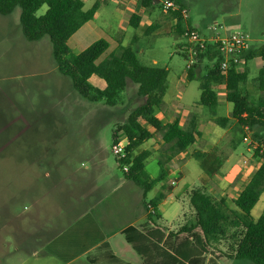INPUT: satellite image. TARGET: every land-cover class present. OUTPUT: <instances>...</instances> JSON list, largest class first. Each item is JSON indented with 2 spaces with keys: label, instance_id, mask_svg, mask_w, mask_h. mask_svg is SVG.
Segmentation results:
<instances>
[{
  "label": "rangeland",
  "instance_id": "374dc122",
  "mask_svg": "<svg viewBox=\"0 0 264 264\" xmlns=\"http://www.w3.org/2000/svg\"><path fill=\"white\" fill-rule=\"evenodd\" d=\"M83 1L84 9L88 10L97 0ZM153 2L154 7L159 5L158 1ZM106 6L114 10L118 3L109 0L102 5L103 8ZM46 9L47 7L43 6L38 14H43ZM210 14H214V18L205 20L194 18L193 25L201 35L208 36L211 31L207 25L218 23L224 26L225 32L240 30L246 33L252 46L264 45V1L243 9L241 17L236 20L221 18L220 14L214 11ZM151 18L147 12L145 20H152ZM117 21L116 19L111 22L115 30ZM112 29L103 25L101 16L95 17L68 41V45L72 52L79 53L98 39H106L111 43V47L103 55L104 59L118 52L120 45L118 39L122 38L123 45L128 46L137 36V41L131 46L142 63L167 68L168 81H172L175 76L188 75L186 64L190 58L184 50L188 49V46L184 45V48L177 46L178 42H185L181 37L173 33L167 34L166 30L159 34L155 31L147 35L146 25L141 30L128 27L125 34L119 35L113 34ZM262 62L261 59L255 58L239 67V70L248 72L244 89L251 102L256 104L264 99V90L259 87L258 82ZM207 64L208 61L204 59L195 70V78L190 89L195 99H199L200 91L197 87L203 75L207 73ZM94 80L97 82V79ZM136 89L137 86L130 83L123 93L122 102L115 107L84 99L73 88L71 80L56 69L49 38L28 41L20 26V9L11 15L0 14V221L6 220L10 215L17 217L18 221L27 218L26 213L33 211L31 201L33 195L42 192L46 187H51L50 180L43 177V171L46 169L52 170L53 176L67 175L71 170L100 169L124 178L122 168L112 152L113 133L117 126L126 121L130 111L140 103V100L136 99ZM217 89L225 101L226 90L221 86ZM229 105L232 110V104ZM193 112L201 117V111L193 109ZM202 116L208 121L209 118L230 117L231 114L224 103L216 113H211L205 108ZM232 121L223 128L227 131L216 147L219 148L220 154L229 155V161H226L223 167L234 166L240 174H245L246 180H250L262 159L254 157L255 150L250 151L248 144L243 140L246 131H241L237 123ZM212 122L218 126L216 121ZM255 133L260 134L261 138L255 139ZM248 134L264 144V128H254L253 131H248ZM158 135L162 137L160 133ZM123 138L122 134L120 139ZM214 148L200 142L196 148L187 152L190 159L181 163L177 160L167 166L164 163L160 165L162 162L160 153L166 151L170 154L168 146L165 144L158 147L160 153H155L149 159L145 175L149 179H157L164 168L168 176L157 183L154 190L149 193V198H153L157 190L167 187L171 180V171H176L173 175L175 177L179 176L178 170L182 171V178L172 192L174 195L185 188L199 185L203 170L200 161L193 157H196V150L208 152ZM43 157L47 158L41 162ZM89 157L95 159V164ZM245 159H248L246 164L243 163ZM48 161L53 162V168L51 166L50 169L51 164H47ZM60 161L63 163L59 164ZM57 170L60 172H54ZM27 191L29 197L25 195ZM48 198L49 196L46 200ZM57 198L55 196L51 201ZM263 202L264 194L251 212L254 219L263 215ZM167 204L162 207V212L168 219H176L181 205L171 202L170 197ZM224 260L226 261L223 264H252L249 261Z\"/></svg>",
  "mask_w": 264,
  "mask_h": 264
},
{
  "label": "trees",
  "instance_id": "16d2710c",
  "mask_svg": "<svg viewBox=\"0 0 264 264\" xmlns=\"http://www.w3.org/2000/svg\"><path fill=\"white\" fill-rule=\"evenodd\" d=\"M142 4L148 8L152 6V0H142ZM100 5V2H96L85 10L83 0H0V14L7 16L20 9V26L24 37L33 42L49 38L56 69L71 80L73 88L84 99L115 107L122 102L123 93L130 83L137 86L136 99L140 103L130 111L126 121L115 128L113 144L119 141L122 134L126 137L128 144L123 163L129 165V170L123 173L126 178L142 186L147 197L158 180L145 175V161L151 152L138 151L145 141L153 137L144 124L162 135L172 156L193 145L200 132L195 122L183 127L178 118L164 124L156 116L164 103L169 70L141 62L131 46L137 41V36L130 45H120L117 53L104 59L102 57L109 50L110 42L103 38L79 53L71 51L69 39L85 23L94 19ZM43 6L47 9L39 15ZM170 13L176 19L174 32L184 37L188 22L184 23L178 11ZM140 22L141 16L133 14L130 26L138 29ZM157 29V26L149 27L146 34ZM186 53L188 56L187 50ZM243 58L246 63L255 58L264 62V45L251 46ZM204 59L209 64L200 83L198 105L214 111L218 107L219 97L213 84H224L226 99L233 104L232 119L220 116L215 119L217 124L226 128L233 120L243 132L245 127L249 128L248 131L264 128V99L253 103L244 89L248 79L247 70L241 71L235 66L223 70V56L218 44L208 42L206 50L198 55L196 63L188 70L190 80L194 79L195 70ZM93 76L103 79L105 88L92 84L90 78ZM258 82L264 90V66L259 71ZM254 138H261L260 134L255 133ZM260 150L258 148L254 153L255 158L262 159L260 166L231 202L225 197L215 196L206 188L208 179L221 168L226 156L219 153L218 147L204 154L197 153L196 158L200 161L204 177L199 185L187 190L193 220L178 231H171L175 238L173 249L168 250L164 246L166 233L157 223L161 219L158 206L166 197L165 191H171L172 186L166 187L147 202L149 213L145 224L129 227L124 232L126 241L141 256L142 264H220L223 259L264 264V214L258 219L250 217L264 193V153H260ZM164 178L163 173L159 180ZM88 260L92 264H129L118 258L106 243L88 254Z\"/></svg>",
  "mask_w": 264,
  "mask_h": 264
},
{
  "label": "crops",
  "instance_id": "0c3cea01",
  "mask_svg": "<svg viewBox=\"0 0 264 264\" xmlns=\"http://www.w3.org/2000/svg\"><path fill=\"white\" fill-rule=\"evenodd\" d=\"M107 1L109 0L96 1L100 2L101 5L95 17L101 16L104 26H108L110 29L113 27L111 30L113 34H125L127 28L131 27L130 20L133 14H139L141 22L138 29L141 30L144 25L147 28L157 26L156 34L161 33L162 30H166L165 33H173L185 40V42H178L177 46L180 48H184V45L188 46L186 38L174 32L173 27L175 26L176 19L170 11L163 10L160 4L161 0H155L159 2L157 7L152 5L148 8L143 6L142 0H114L118 3L117 8H114V10H111L107 6L106 8L102 7ZM174 1L189 10L188 23H184L197 30L193 25L194 18H201V20L209 19L210 17L214 18V14H210L214 11V13H219L221 18L236 20L241 17L243 9L264 0ZM147 12L152 16L151 19L153 21L145 20ZM116 19L118 21L115 23V30L111 22H114ZM88 23L90 21L85 23L81 29L86 27ZM118 40H120V45H123L122 38ZM184 50L187 49L184 48ZM262 64L264 66V62ZM94 79H97V82ZM193 80H190L186 74L175 76L172 81H168L167 79L168 87L164 103L157 110L156 116L164 124L171 123L178 118L183 127H187L191 122H195L200 136L187 150L176 156H172L166 153V151H162L161 153L158 151V147L166 144L165 141L151 126L144 124L153 133V137L145 141L138 148V151L148 150L151 152V155L145 161V170L147 162L157 152L162 157L160 165L164 163L170 166V164L177 160L181 163L188 158L190 159L191 157L187 155V152H190L192 148H196L200 142L207 147L212 146L214 148L225 135L227 129L213 124L212 120L215 121L216 117H213V119L209 118L208 121L203 118L204 116L202 115L206 107L198 105L201 95V81L197 87L200 91L199 99H195L190 91ZM90 81L101 89L106 86L105 81L97 76L91 77ZM219 86L225 89L224 84H213V88L218 93L219 100L218 107L214 111H210L211 113H216L217 109L225 103L230 110V117H232L233 104L227 101L226 93V102L223 101L217 89ZM229 104H232V110ZM193 109L201 111V117L193 112ZM230 117L227 116V118ZM187 120L188 123H186ZM197 153L204 154L207 151L196 150ZM228 156H226V160L221 168L208 179L206 188L215 196L225 197L231 202L240 194L249 180L244 178V173L242 175L239 171H236L234 166L223 167L226 161H229ZM45 158L47 157L41 158L40 161L42 162V159ZM89 158L95 164V159L93 157ZM48 163L51 164L50 169L51 166L53 168V162L48 161ZM60 163L63 162L60 161ZM163 173L166 178L168 175L164 168L161 175ZM175 173L176 171L170 172L171 180L167 185V187L172 186V190L165 191L166 197L158 206L161 219L157 223H160L166 233L164 246L168 250H172L175 243V238L171 235V231L176 232L181 226L189 224L193 220V210L189 204L187 195V190L192 187L185 188L180 193L174 195L172 192L178 181L182 178V171L178 170V177L173 176ZM52 174V170L46 169L43 171V177L50 180L51 187H46L42 192H36L33 195L31 200L33 211L27 210L26 219L18 221L17 217L10 215L6 220L0 221V264H92L88 260V254L94 252L105 243L110 246L114 254L121 260L129 264L143 263L141 256L126 241L124 232L129 227H139L146 223L149 213L147 202L166 189V187H163L157 190L154 197L149 198V193L160 182L159 178L161 175L157 179H153L158 180V182H156L147 197H145L143 187L139 186L134 180L126 177L120 178L114 173L100 171V169L87 171L71 170L67 175L58 174V176H53ZM203 177L204 175H202ZM25 195L29 197V191L25 192ZM47 196L49 198L46 200ZM55 196L58 198L51 201ZM168 197H170L171 202H177L181 205V210L176 219H168L162 212V207L167 204ZM262 205L264 212V202ZM232 207L235 208L233 204ZM250 217L254 219L251 214ZM224 261L226 260L223 259L220 264H223Z\"/></svg>",
  "mask_w": 264,
  "mask_h": 264
},
{
  "label": "built area",
  "instance_id": "2783aa9c",
  "mask_svg": "<svg viewBox=\"0 0 264 264\" xmlns=\"http://www.w3.org/2000/svg\"><path fill=\"white\" fill-rule=\"evenodd\" d=\"M164 11H178L184 22L189 20V10L183 7L174 0H163L160 2ZM209 30L211 33L208 36L201 35L197 30L191 29L188 26L185 29L184 37L188 42V56L189 61L186 64V70L192 68L196 63L197 57L200 53L206 50L207 43H216L219 46V50L223 56L221 68L227 70L230 66H235L237 69L245 63L243 55L251 48L249 36L240 30L231 32H225L222 24L214 23L210 25ZM248 127H245V135L243 137L244 142L248 144L249 150H256L260 148V153H264V146L257 140L253 139L248 134ZM128 141L126 137L120 139L117 143L113 144L112 152L115 158L121 163L123 172H128L129 165L123 163L126 158V146ZM248 159H245L243 163H247Z\"/></svg>",
  "mask_w": 264,
  "mask_h": 264
}]
</instances>
